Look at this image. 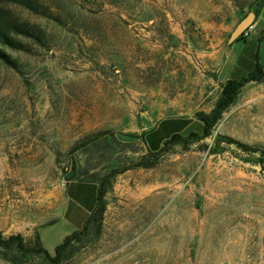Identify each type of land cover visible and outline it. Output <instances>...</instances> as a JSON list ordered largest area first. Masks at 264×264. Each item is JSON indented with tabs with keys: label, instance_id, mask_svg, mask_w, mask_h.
Returning <instances> with one entry per match:
<instances>
[{
	"label": "rangeland",
	"instance_id": "1",
	"mask_svg": "<svg viewBox=\"0 0 264 264\" xmlns=\"http://www.w3.org/2000/svg\"><path fill=\"white\" fill-rule=\"evenodd\" d=\"M35 1L38 11L0 3L38 32L6 48L15 65L0 59L4 236L33 248L74 170L105 184L106 209L66 264H264V81L244 86L209 137L120 171L148 153L144 134L163 118L202 131L197 113L220 96L231 32L258 0ZM51 228L54 253L66 235ZM3 252L0 264H13Z\"/></svg>",
	"mask_w": 264,
	"mask_h": 264
},
{
	"label": "trees",
	"instance_id": "2",
	"mask_svg": "<svg viewBox=\"0 0 264 264\" xmlns=\"http://www.w3.org/2000/svg\"><path fill=\"white\" fill-rule=\"evenodd\" d=\"M2 2L18 3L32 11H38L37 2L35 0H0ZM264 0H258L257 4L251 8L250 11H254L256 16L260 13ZM0 12V59L11 65H15V61L12 59L6 48L11 47L14 49H25L26 45L17 38V35L21 34L28 37H38L37 29L30 26L25 22L18 20H12L6 18L4 13L6 10L1 9ZM245 15V16H246ZM239 38H244L241 34ZM238 38V39H239ZM264 81V66L260 62H256L253 69L245 76L239 79H228L222 84L220 96L218 97L214 107L210 112L200 111L197 113V117L202 124V131L198 132L191 130L185 132L191 121L186 118H178L175 120V126L180 129H175L169 136L164 139L158 137V132L149 130L144 134V143L148 148V153L143 154L135 163L130 166L123 167L120 171L133 167H151L154 166L157 161V155L166 151L173 145H181L188 147L190 144L199 142L210 135H212L215 126L223 117L224 113L236 102L239 94L244 86L249 82ZM152 137V138H151ZM222 138V137H221ZM223 139L229 144H236L240 148L248 152H261L262 150L256 146H252L241 142L233 137L225 136ZM154 157V159L150 157ZM77 172L73 174L71 178L77 177ZM98 182L96 179H89ZM97 202L92 213L87 217L83 227L79 230L72 232L65 236L63 241L55 248L54 253H50L42 244L39 233L37 232L34 239V247L25 242L22 234H11L7 237L4 236L0 230V246L5 249L3 256L11 261L13 264H66L70 261L71 257L78 250V247L74 244L76 239H80L82 235L87 234L91 230V226L96 225L97 232L101 231V224L103 215L106 209V202L104 196L106 194L105 184L99 183ZM51 222H54L51 221ZM49 222V223H51ZM34 253L35 255L42 256L43 262L28 263L26 259L21 260L20 255L27 256V253Z\"/></svg>",
	"mask_w": 264,
	"mask_h": 264
},
{
	"label": "crops",
	"instance_id": "3",
	"mask_svg": "<svg viewBox=\"0 0 264 264\" xmlns=\"http://www.w3.org/2000/svg\"><path fill=\"white\" fill-rule=\"evenodd\" d=\"M254 25L256 31L251 37L239 38L229 43L225 49L224 58L219 68V77L223 83L228 79H239L247 75L257 61L264 66V53H261V46L264 45V3L255 18ZM176 119L178 118H163L151 130L158 132V137L164 139L175 129H180L175 126ZM187 126L190 127L191 123ZM98 189V182L93 180L78 177L66 180L62 191V209L59 215L54 219V222L44 223L37 230L43 246L49 248L46 245V240L50 241L49 229H52L51 227L61 226V229L63 228L62 237L83 227L97 202ZM59 236L60 232H57L54 238L58 240Z\"/></svg>",
	"mask_w": 264,
	"mask_h": 264
},
{
	"label": "water",
	"instance_id": "4",
	"mask_svg": "<svg viewBox=\"0 0 264 264\" xmlns=\"http://www.w3.org/2000/svg\"><path fill=\"white\" fill-rule=\"evenodd\" d=\"M256 13L254 11H250L246 16H244L238 24L235 26L234 30L231 32L228 42L232 43L237 40L243 31L252 25L255 21ZM74 174V170H71L70 173L67 174V179H70Z\"/></svg>",
	"mask_w": 264,
	"mask_h": 264
},
{
	"label": "built area",
	"instance_id": "5",
	"mask_svg": "<svg viewBox=\"0 0 264 264\" xmlns=\"http://www.w3.org/2000/svg\"><path fill=\"white\" fill-rule=\"evenodd\" d=\"M254 27H255V25H254V23H253V24L250 25L248 28H246V29L243 31V33H242L243 37H245V38H249V37H251V35H252V30L254 29Z\"/></svg>",
	"mask_w": 264,
	"mask_h": 264
}]
</instances>
